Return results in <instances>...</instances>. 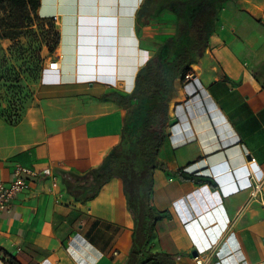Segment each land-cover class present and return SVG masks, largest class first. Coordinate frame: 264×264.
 I'll use <instances>...</instances> for the list:
<instances>
[{"label":"crops","instance_id":"1","mask_svg":"<svg viewBox=\"0 0 264 264\" xmlns=\"http://www.w3.org/2000/svg\"><path fill=\"white\" fill-rule=\"evenodd\" d=\"M145 0H41L60 42L19 123L0 117V181L17 166L38 173L0 214V255L18 264H125L134 221L121 179L80 203L63 171L99 167L121 141L125 111L105 95L130 94L138 71L174 33L165 11L138 23ZM210 46L177 82L154 175L153 207L164 217L149 250L174 264H264V203L249 198L252 172L264 177V0H230ZM9 40L0 39L1 53ZM251 158L256 164H250ZM215 183L181 180L180 173ZM232 224V226H231Z\"/></svg>","mask_w":264,"mask_h":264},{"label":"trees","instance_id":"2","mask_svg":"<svg viewBox=\"0 0 264 264\" xmlns=\"http://www.w3.org/2000/svg\"><path fill=\"white\" fill-rule=\"evenodd\" d=\"M138 13V23L145 26L150 19L168 11L175 17L174 33L158 44L155 53L146 61L136 76L135 87L128 95L111 93V99L125 111L120 143L113 148L102 164L83 174L63 171L62 183L69 195L80 203L95 199L103 187L115 178L121 179L128 210L134 221L132 245L125 264H174L167 254H153L149 245L157 222L163 213L153 207L154 175L163 168L160 149L167 136L170 106L177 94V82L192 72L210 46L221 10L230 0H145ZM41 0H0V39L9 40V52L20 59L27 58L31 75L40 71L43 49L53 53L60 42L54 19L42 20L37 12ZM41 42L38 47L27 46L24 40ZM7 65V64H6ZM14 69V68H13ZM15 70V69H14ZM7 81L21 83L20 76L6 69ZM3 76H2V78ZM18 99L0 110V117L9 124H17L25 112L22 89L15 84L8 88ZM33 97V96H32ZM31 97V98H32ZM11 109V111H10ZM181 180L215 183L208 179L179 174ZM4 259L18 264L14 258Z\"/></svg>","mask_w":264,"mask_h":264},{"label":"built area","instance_id":"3","mask_svg":"<svg viewBox=\"0 0 264 264\" xmlns=\"http://www.w3.org/2000/svg\"><path fill=\"white\" fill-rule=\"evenodd\" d=\"M47 70H60V63L58 60H49L46 63ZM193 78L192 72L185 77L186 80ZM250 164H256V159L251 158ZM38 173L31 168L24 166H17L13 171V180L10 183L0 181V214L11 215L15 209L14 202L18 195L29 188L30 180L36 178ZM249 198L239 215L247 210V208L254 202L264 203V177H258L252 172L250 177ZM232 226V224H231ZM204 253L195 257L197 264H204ZM0 264H8V262L0 255Z\"/></svg>","mask_w":264,"mask_h":264},{"label":"rangeland","instance_id":"4","mask_svg":"<svg viewBox=\"0 0 264 264\" xmlns=\"http://www.w3.org/2000/svg\"><path fill=\"white\" fill-rule=\"evenodd\" d=\"M24 42L27 44V46L30 45L33 46L34 48L38 47V45L41 43V42L35 43L32 39L24 40ZM11 45L12 43L10 42L6 53L3 52L1 53L0 50V110L2 108L10 107V104L14 103V101L18 99V97L16 98L15 96L11 95V93L8 91V88L15 86V84H17V86H19L22 89L21 93L19 94L21 95V97L19 96V98H23L24 95L29 98L27 101H25V105H24L25 108L27 109L35 100L34 97H35L36 88L46 75L47 59L42 60L40 71L36 75H31L27 70V68L31 67L29 56L27 58L20 59L16 54H11L9 52ZM45 49L48 50L46 47H44L43 52ZM6 69L10 70L12 72L11 74H17V76L18 75L20 76L21 79L20 85L19 83H13L7 81L5 77L7 75L5 73ZM2 76L4 80L1 79Z\"/></svg>","mask_w":264,"mask_h":264}]
</instances>
